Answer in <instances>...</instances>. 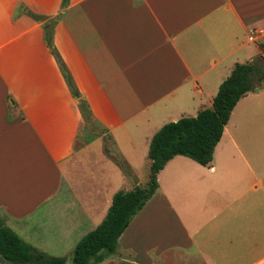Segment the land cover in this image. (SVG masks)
<instances>
[{
	"label": "crops",
	"instance_id": "obj_1",
	"mask_svg": "<svg viewBox=\"0 0 264 264\" xmlns=\"http://www.w3.org/2000/svg\"><path fill=\"white\" fill-rule=\"evenodd\" d=\"M53 18V45L98 134L45 42ZM263 27L264 0H0L4 225L46 255L68 258L116 191L143 186L153 134L211 107L234 65L261 51ZM263 119L264 82L237 101L209 164L167 161L100 264H264Z\"/></svg>",
	"mask_w": 264,
	"mask_h": 264
},
{
	"label": "trees",
	"instance_id": "obj_2",
	"mask_svg": "<svg viewBox=\"0 0 264 264\" xmlns=\"http://www.w3.org/2000/svg\"><path fill=\"white\" fill-rule=\"evenodd\" d=\"M67 2L68 0H63V5ZM26 12L37 21L45 19V16L35 14L28 9ZM55 19L44 22L45 42L55 57L71 94L77 100L83 119L86 123L93 122L87 102L81 97L59 52L53 45L52 24ZM263 82L264 58L258 54L250 61L234 65L231 73L220 83L211 107L201 109L195 116H183L163 124L149 142L150 173L147 186H135L126 191L118 190L113 194L103 220L75 244L70 264H100L115 253L119 236L157 189V175L167 161L175 155H184L201 165L209 164L233 107L247 91L255 89ZM119 164L123 166L120 161ZM0 263L65 264V258L48 256L32 247L5 226L0 217Z\"/></svg>",
	"mask_w": 264,
	"mask_h": 264
},
{
	"label": "rangeland",
	"instance_id": "obj_3",
	"mask_svg": "<svg viewBox=\"0 0 264 264\" xmlns=\"http://www.w3.org/2000/svg\"><path fill=\"white\" fill-rule=\"evenodd\" d=\"M258 44L259 43L250 42L249 43V46L251 48L250 51L253 52V53H257L258 52V48H257V45ZM260 48H261V51L259 52V54L262 55V52L264 51V43H260ZM241 118H242V112H241V108H239V109H237L234 112L233 116L231 117L230 123L233 125L235 122L239 121ZM263 121H264V119H263ZM86 124H87V127H89L90 129H92V131L94 133L98 134V133L101 132V129L99 128V126L95 122H91V121L89 122L88 121ZM262 133L264 134V129L262 130ZM122 165L125 166V168H126V170H125V168L122 166V170L124 171V173L126 175H128V176H131L130 169H129V165L127 163L123 162V161H122ZM149 173H150L149 167L147 165H144L141 168V172L139 174V177L141 179V183L143 185L142 187L147 186V183L149 181ZM127 181H129V180H127ZM71 256H72V252H71V255L68 256V258H65L64 257L65 258V264H70L71 263Z\"/></svg>",
	"mask_w": 264,
	"mask_h": 264
},
{
	"label": "built area",
	"instance_id": "obj_4",
	"mask_svg": "<svg viewBox=\"0 0 264 264\" xmlns=\"http://www.w3.org/2000/svg\"><path fill=\"white\" fill-rule=\"evenodd\" d=\"M256 34H258V35H264V27L261 28V29H259V30H257ZM250 38L253 39V40L255 39L253 37H250Z\"/></svg>",
	"mask_w": 264,
	"mask_h": 264
},
{
	"label": "water",
	"instance_id": "obj_5",
	"mask_svg": "<svg viewBox=\"0 0 264 264\" xmlns=\"http://www.w3.org/2000/svg\"><path fill=\"white\" fill-rule=\"evenodd\" d=\"M262 56H263V58H264V51L262 52Z\"/></svg>",
	"mask_w": 264,
	"mask_h": 264
}]
</instances>
